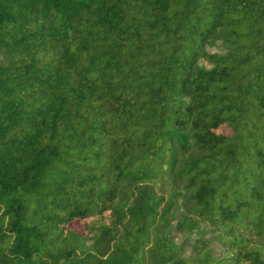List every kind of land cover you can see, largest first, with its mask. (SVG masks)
Returning a JSON list of instances; mask_svg holds the SVG:
<instances>
[{
    "label": "trees",
    "instance_id": "16d2710c",
    "mask_svg": "<svg viewBox=\"0 0 264 264\" xmlns=\"http://www.w3.org/2000/svg\"><path fill=\"white\" fill-rule=\"evenodd\" d=\"M0 264H264V0H0Z\"/></svg>",
    "mask_w": 264,
    "mask_h": 264
},
{
    "label": "rangeland",
    "instance_id": "374dc122",
    "mask_svg": "<svg viewBox=\"0 0 264 264\" xmlns=\"http://www.w3.org/2000/svg\"><path fill=\"white\" fill-rule=\"evenodd\" d=\"M208 51H210V52H221V49H220V47L217 46V47H214V48H208ZM200 64H204V62L201 61ZM70 227L75 232H77L79 235L82 234V230H81L80 224L74 223V224L70 225Z\"/></svg>",
    "mask_w": 264,
    "mask_h": 264
}]
</instances>
